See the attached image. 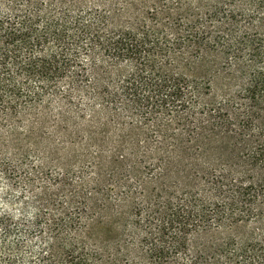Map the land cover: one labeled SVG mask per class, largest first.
<instances>
[{
	"label": "trees",
	"instance_id": "1",
	"mask_svg": "<svg viewBox=\"0 0 264 264\" xmlns=\"http://www.w3.org/2000/svg\"><path fill=\"white\" fill-rule=\"evenodd\" d=\"M0 264H264V0H0Z\"/></svg>",
	"mask_w": 264,
	"mask_h": 264
}]
</instances>
